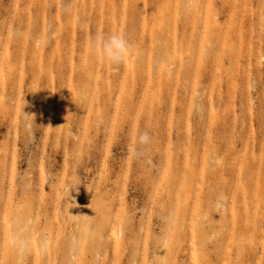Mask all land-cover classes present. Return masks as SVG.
Instances as JSON below:
<instances>
[{
    "label": "rangeland",
    "instance_id": "1",
    "mask_svg": "<svg viewBox=\"0 0 264 264\" xmlns=\"http://www.w3.org/2000/svg\"><path fill=\"white\" fill-rule=\"evenodd\" d=\"M0 264H264V0H0Z\"/></svg>",
    "mask_w": 264,
    "mask_h": 264
},
{
    "label": "clouds",
    "instance_id": "2",
    "mask_svg": "<svg viewBox=\"0 0 264 264\" xmlns=\"http://www.w3.org/2000/svg\"><path fill=\"white\" fill-rule=\"evenodd\" d=\"M95 48L104 60L113 65L119 66L132 58L134 54L133 46L121 34H112L107 37L97 36L95 38ZM27 117L28 115L25 114ZM149 140L147 133L140 137L142 143Z\"/></svg>",
    "mask_w": 264,
    "mask_h": 264
}]
</instances>
